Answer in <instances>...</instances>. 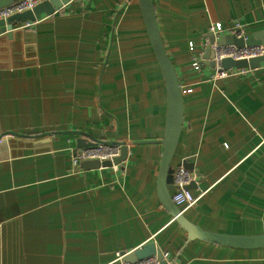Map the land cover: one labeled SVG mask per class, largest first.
Wrapping results in <instances>:
<instances>
[{
    "label": "crops",
    "instance_id": "crops-1",
    "mask_svg": "<svg viewBox=\"0 0 264 264\" xmlns=\"http://www.w3.org/2000/svg\"><path fill=\"white\" fill-rule=\"evenodd\" d=\"M152 1L181 91L192 89L171 161L196 183L183 213L214 232L264 233V61L222 78L191 66L210 24L264 34V0ZM24 23L0 36V264H118L148 242L169 264H264V248L188 241L158 199L166 92L138 0H70ZM89 135L124 143L126 159L74 167Z\"/></svg>",
    "mask_w": 264,
    "mask_h": 264
},
{
    "label": "water",
    "instance_id": "water-1",
    "mask_svg": "<svg viewBox=\"0 0 264 264\" xmlns=\"http://www.w3.org/2000/svg\"><path fill=\"white\" fill-rule=\"evenodd\" d=\"M15 0H0V8L7 6ZM70 0H45L42 3L37 4L33 9L10 15L6 19H0V36L5 34L8 38L12 37L13 25L16 23L24 22H36L40 19L41 15H51L55 11L61 9ZM142 21L146 34L149 39L151 49L154 57L157 61L159 69L161 71L165 92H166V120L165 128L162 139L158 142L162 145V156L160 160L159 172L157 176V195L161 205L170 213L177 225L186 233L187 240H200L212 244H217L232 248H244L255 249L264 248V233L252 234V235H232L227 233L214 232L201 228L199 225L190 221L180 208L172 201V191L176 188L173 185L171 168V161L174 151L177 146L178 138L182 128L183 122V95L181 93L180 83L174 69L172 62L170 61L166 50L163 46L159 28L157 25L156 15L154 11L152 0H138ZM207 38L209 43L214 42V37L211 33H207L204 38ZM263 32L252 35L251 37L236 38L233 35H222L215 42L217 45L234 44L235 46L242 47L243 45H262L264 46ZM260 39V40H259ZM214 52L206 46L203 49V54L199 62L208 66L214 70L215 62L213 61ZM264 61V53L260 56L250 58L248 60L240 59L233 60L231 58H223L220 61L221 70L228 69H254ZM82 134L81 132H79ZM86 134V133H85ZM5 135H15L23 137L24 135L7 133ZM52 133L43 134L45 136L42 142H49ZM4 135L0 136V149L6 146V140H2ZM90 136V135H89ZM27 137V136H26ZM91 140L79 138L77 140V147L83 148L86 146L94 145L96 142H100L94 137L90 136ZM102 142V141H101ZM109 145H120V153L112 161L105 160L99 162L98 160H85L80 163V167L84 170L97 169L99 167H110L117 165L121 161L126 159L127 146L124 143L116 142H104ZM76 150L73 152L75 154ZM179 166L184 167L186 170L191 171L192 168L186 163H181ZM195 181H191L184 188L189 189L195 186ZM124 254L125 252H121ZM156 254L160 259V264H166L162 258V253L159 248H156L153 242H148L138 249L127 252L123 259L128 262H135L147 258L148 256Z\"/></svg>",
    "mask_w": 264,
    "mask_h": 264
},
{
    "label": "built area",
    "instance_id": "built-area-1",
    "mask_svg": "<svg viewBox=\"0 0 264 264\" xmlns=\"http://www.w3.org/2000/svg\"><path fill=\"white\" fill-rule=\"evenodd\" d=\"M45 0H15L12 3H9L7 6L0 8V19H6L10 15L15 13L23 12L26 10L33 9L37 4L42 3ZM33 22H26L22 27H30ZM208 33H211L214 37V42L209 43L208 39L205 37L202 41L203 47L209 46L213 52L214 57L213 61L215 62V67L213 70V75L218 78L227 76L229 73L243 72L246 69H228L221 70L220 61L223 58H231L233 60L245 59L248 60L253 57L260 56L264 53V46L262 45H243L242 47L235 46L234 44L227 45H217L216 40L219 39L222 35L229 34L233 35L236 38L246 39L248 36L244 31V27L240 23H234L230 28H224L220 23L210 24L208 28ZM193 48V44L190 43V49ZM202 55V54H201ZM199 58H195L191 66L194 70L200 71L202 64L199 62ZM212 75V76H213ZM183 93H189L192 89H182ZM120 153V145H109L104 142H96L94 145L86 146L80 148L72 156V164L74 167L78 166L82 161L85 160H98L99 162L109 160L112 161ZM173 185L176 188L172 192V201L177 205L181 212L187 208L194 205L198 197L194 196L190 189H185L184 187L188 185L191 181L194 180L193 175L189 170H186L182 166H178L173 170L172 173ZM124 254L118 252L116 253L115 261L118 264H160V259L156 254L148 256L147 258L137 260L135 262H128L123 259ZM162 258L169 264V253L167 251H161Z\"/></svg>",
    "mask_w": 264,
    "mask_h": 264
},
{
    "label": "bare ground",
    "instance_id": "bare-ground-1",
    "mask_svg": "<svg viewBox=\"0 0 264 264\" xmlns=\"http://www.w3.org/2000/svg\"><path fill=\"white\" fill-rule=\"evenodd\" d=\"M183 91V90H182ZM182 91H181V93H182Z\"/></svg>",
    "mask_w": 264,
    "mask_h": 264
}]
</instances>
